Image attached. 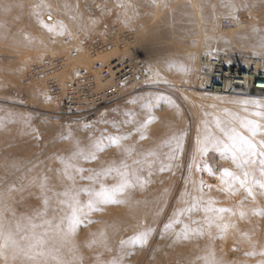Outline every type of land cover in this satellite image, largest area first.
<instances>
[{
  "label": "rangeland",
  "instance_id": "374dc122",
  "mask_svg": "<svg viewBox=\"0 0 264 264\" xmlns=\"http://www.w3.org/2000/svg\"><path fill=\"white\" fill-rule=\"evenodd\" d=\"M84 1L0 0V264H264V189L249 194L224 175L243 178L230 153L211 144L199 151L205 135L230 143L217 118L249 137L240 120L264 125L252 115L264 109L242 103L264 97L208 96L198 83L199 52L264 58L260 0H201L202 18L190 0ZM93 44L106 48L94 52ZM111 54L135 63L137 74L104 116L59 113L45 84L31 78L48 59L90 68L112 62ZM109 137L127 138L103 147ZM173 137H182V151ZM62 161L84 171L66 174ZM109 169L126 171L131 184L115 197L120 203L90 210L95 197L85 190L122 182ZM143 232L147 241L133 246Z\"/></svg>",
  "mask_w": 264,
  "mask_h": 264
},
{
  "label": "snow or ice",
  "instance_id": "6c2138e0",
  "mask_svg": "<svg viewBox=\"0 0 264 264\" xmlns=\"http://www.w3.org/2000/svg\"><path fill=\"white\" fill-rule=\"evenodd\" d=\"M51 30V28L49 29ZM179 68L181 71H187V68L183 65H179ZM244 105H247L249 103L254 104L257 108L264 109V103H261L259 100H252L248 101L245 100L242 102ZM150 103L146 104L145 107H150ZM230 116H233L234 120H240L238 116H235L234 114L229 113ZM252 115L264 118V111H257L254 112ZM152 120L149 119L145 121L141 128L146 127L148 123H151ZM240 123L244 128L247 129L249 133H251V137L244 135L241 132H238L235 127L232 128H225L222 125V122L219 118L216 119V125L221 129V131L224 133L225 136H227L228 141L230 143H223L219 139H214L211 135H205L204 137V146L199 149L201 154H206L210 149L208 145H212L213 150H220L224 153H230L231 158L233 161L237 162V167L245 169L243 172V178L241 176H238L227 169L224 170V175L227 177H231L234 181L238 182L241 186L245 187L249 194L252 193V186H258L261 189H264V139L260 141H255L253 138L257 135H264V125L259 123L256 120L247 119V120H240ZM127 137H109V143L108 145H104L103 147L112 146V145H118L119 141L121 139H126ZM141 138H144L143 136ZM181 139L182 137H173V140L170 142L175 144L174 151H182L181 146ZM199 143V141H198ZM103 144L102 141L97 142L94 147H96L98 150H103V147L101 145ZM84 155L83 152H78L73 154L72 157L68 158V161L75 160L78 156ZM88 158H95V154H92ZM170 159H175L174 156H170ZM68 161H62L65 162V173L68 174L69 169H73L77 172H83L84 169L77 168L74 164L68 162ZM252 165H259L258 172H259V179L256 176V170H252ZM247 166V168L245 167ZM125 167H127L125 165ZM109 172L116 171L121 175L122 182L116 186H113L111 188L107 186H101L99 191H91V190H85L87 194L90 197H95V199H90L87 208L90 210H94L95 206L100 203H120L121 201L117 200L115 197L122 192L125 188L129 187L131 184V181L128 179V173L120 172L119 169H109ZM209 171L211 169L209 168ZM71 178V176L69 177ZM90 179H93L94 177H89ZM65 196L68 195L67 192L64 193ZM75 199V198H74ZM82 211L79 207L73 209V214L69 218V226L74 227L77 223V215L76 213ZM189 212L191 209L188 210ZM206 211H216V212H227L229 209H206ZM264 214V213H262ZM179 215H183V212H180ZM243 215V213H241ZM45 223H48L45 221ZM175 224H180V220H175ZM40 225L32 224L31 227L35 229L36 227H39ZM166 227H172V224L167 225ZM185 231H188V225H184ZM44 235H47V232L44 233ZM148 237V232H143L139 234L137 237L133 238L134 244L133 246H136L137 244L142 246L146 241ZM26 238V237H25ZM37 244H43L44 240L42 238H37L36 240ZM30 247H35V245H30ZM39 255H43V253H38ZM264 254V253H262Z\"/></svg>",
  "mask_w": 264,
  "mask_h": 264
},
{
  "label": "built area",
  "instance_id": "2783aa9c",
  "mask_svg": "<svg viewBox=\"0 0 264 264\" xmlns=\"http://www.w3.org/2000/svg\"><path fill=\"white\" fill-rule=\"evenodd\" d=\"M92 47L94 52L106 48L102 44ZM71 57H78V51H73ZM136 74L131 61L95 62L90 68L70 69L65 58H56L36 67L31 78L45 84L50 102L59 113L86 119L93 113L104 116L108 107L120 99L123 86Z\"/></svg>",
  "mask_w": 264,
  "mask_h": 264
},
{
  "label": "bare ground",
  "instance_id": "6f19581e",
  "mask_svg": "<svg viewBox=\"0 0 264 264\" xmlns=\"http://www.w3.org/2000/svg\"><path fill=\"white\" fill-rule=\"evenodd\" d=\"M84 2L87 5H91L89 3V0H85ZM190 2L194 7H196L198 11L197 15L202 18V11L200 10L202 1L190 0ZM160 8H162V6H160ZM257 8L260 10L263 9L262 13L264 14V0H260ZM207 54L208 55L201 57V52H199L198 58L199 88L204 90L206 92V95L215 96L223 94L240 95L255 98L261 96L264 97V58H254L251 55L242 57L241 55L239 56L233 53L211 55V53L208 52ZM114 56L115 55L113 54L109 55L108 59L105 61H114L113 59L116 58V56ZM79 57L80 54L78 53V57H73L72 59H74L75 61L79 59ZM118 60L122 62V60ZM93 61L96 60L92 59L90 62ZM87 63L89 62L80 63L79 67H84ZM131 63L136 68L135 63H133L132 61ZM100 240L101 239H99L98 237L92 238L89 240V243H99ZM181 261L185 262L183 258L181 259Z\"/></svg>",
  "mask_w": 264,
  "mask_h": 264
}]
</instances>
